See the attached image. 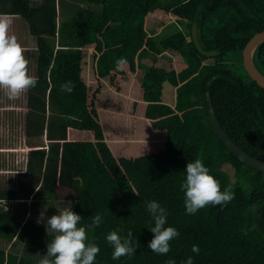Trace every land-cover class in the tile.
I'll return each mask as SVG.
<instances>
[{
	"label": "trees",
	"instance_id": "obj_1",
	"mask_svg": "<svg viewBox=\"0 0 264 264\" xmlns=\"http://www.w3.org/2000/svg\"><path fill=\"white\" fill-rule=\"evenodd\" d=\"M78 1L86 5L61 17L62 0H0V15L21 16L36 39L26 133L47 137L0 200L70 199L86 226L101 214L92 229L100 248L94 264H180L189 256L194 264H264V171L233 154L209 121L213 106L231 139L264 161V88L243 65L245 45L264 30V0ZM161 25L173 30L157 39ZM254 61L264 74V43ZM66 81L70 94L59 90ZM196 158L235 195L189 215L180 184ZM148 200L166 207L167 224L180 232L166 255L147 248ZM27 212L13 202L0 207V242L16 238L44 254L55 233ZM117 228L133 232L137 250L112 260L105 237ZM0 264L37 263L0 246Z\"/></svg>",
	"mask_w": 264,
	"mask_h": 264
},
{
	"label": "clouds",
	"instance_id": "obj_2",
	"mask_svg": "<svg viewBox=\"0 0 264 264\" xmlns=\"http://www.w3.org/2000/svg\"><path fill=\"white\" fill-rule=\"evenodd\" d=\"M11 21L0 19V90L9 99L20 97L25 91L37 85V79L31 74L29 58L25 55L27 49L18 41L15 35L9 33ZM125 63L123 59L117 60V67ZM74 84L66 81L60 85V91L72 93ZM30 151V150H29ZM185 176L180 189L184 194V208L186 214H195L199 209L207 205L224 206L234 199V191L231 186H225L221 190L219 180L210 171L205 163L196 158L189 161L184 168ZM74 181L83 185V177L76 176ZM136 193L135 190L132 191ZM138 194V193H137ZM145 208L154 222L147 226L153 237L147 243V248L159 255H166L170 251V241L179 237V230L167 224L168 209L157 200L145 202ZM102 215L97 213L91 216V223H80L82 216L68 209L60 211L48 217L45 222L46 233H55L51 241L46 245V252L39 264H94L99 246L88 238V231L99 227L102 223ZM120 229L109 232L105 239L112 247V260H119L121 256L131 257L137 250L133 232L121 235ZM192 252L198 253L199 247L193 245ZM167 264H176L169 259ZM180 264H194L192 256Z\"/></svg>",
	"mask_w": 264,
	"mask_h": 264
},
{
	"label": "rangeland",
	"instance_id": "obj_3",
	"mask_svg": "<svg viewBox=\"0 0 264 264\" xmlns=\"http://www.w3.org/2000/svg\"><path fill=\"white\" fill-rule=\"evenodd\" d=\"M79 4V5H77ZM85 2L78 0H62L60 16L68 17L76 7L85 6ZM64 11V12H63ZM63 12V13H62ZM75 12V11H74ZM60 17V18H61ZM0 19L11 21L9 33L15 35L18 41L27 49L25 55L29 58V69L32 75H37V42L31 34L27 21L18 15H0ZM173 30L172 26H159L153 30V35L161 39ZM235 65L240 67L242 64L237 58H231ZM27 99L28 90L16 99H9L0 90V190H10L18 187L22 173L27 171L29 150L41 147L39 143L47 144L46 135L37 141L31 140L26 133L27 121ZM44 147H47L46 145ZM227 171L232 182H235V170L231 165L227 166ZM9 202L20 210H27V217H35L46 222L47 218L56 214L58 209L63 211L73 206L70 199H45L43 194L37 199L27 202L18 200H0V207H5ZM88 238L93 240L92 229L88 231ZM0 246L7 252L15 254H26L39 264L43 254L33 247L27 246L21 241L2 240Z\"/></svg>",
	"mask_w": 264,
	"mask_h": 264
},
{
	"label": "water",
	"instance_id": "obj_4",
	"mask_svg": "<svg viewBox=\"0 0 264 264\" xmlns=\"http://www.w3.org/2000/svg\"><path fill=\"white\" fill-rule=\"evenodd\" d=\"M262 43H264V30L256 33L245 45L243 50V65L250 77L264 88V74L258 69L254 61L255 51ZM207 96L208 100H210L209 93H207ZM209 121L215 133L233 154H235L246 165L264 171V161L248 154L227 134L217 118L213 106L210 107Z\"/></svg>",
	"mask_w": 264,
	"mask_h": 264
},
{
	"label": "crops",
	"instance_id": "obj_5",
	"mask_svg": "<svg viewBox=\"0 0 264 264\" xmlns=\"http://www.w3.org/2000/svg\"><path fill=\"white\" fill-rule=\"evenodd\" d=\"M17 16V15H16ZM19 16V15H18ZM20 17V16H19ZM38 49V48H37ZM37 57H38V53H37Z\"/></svg>",
	"mask_w": 264,
	"mask_h": 264
},
{
	"label": "built area",
	"instance_id": "obj_6",
	"mask_svg": "<svg viewBox=\"0 0 264 264\" xmlns=\"http://www.w3.org/2000/svg\"><path fill=\"white\" fill-rule=\"evenodd\" d=\"M6 207V206H5Z\"/></svg>",
	"mask_w": 264,
	"mask_h": 264
}]
</instances>
